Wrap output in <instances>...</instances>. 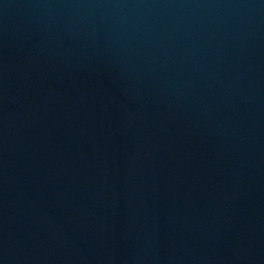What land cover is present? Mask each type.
Wrapping results in <instances>:
<instances>
[{
    "label": "water",
    "instance_id": "water-1",
    "mask_svg": "<svg viewBox=\"0 0 264 264\" xmlns=\"http://www.w3.org/2000/svg\"><path fill=\"white\" fill-rule=\"evenodd\" d=\"M193 64L264 210V0H152Z\"/></svg>",
    "mask_w": 264,
    "mask_h": 264
}]
</instances>
